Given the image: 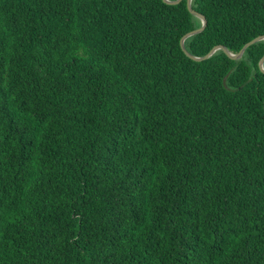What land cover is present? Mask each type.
Listing matches in <instances>:
<instances>
[{
    "label": "trees",
    "instance_id": "16d2710c",
    "mask_svg": "<svg viewBox=\"0 0 264 264\" xmlns=\"http://www.w3.org/2000/svg\"><path fill=\"white\" fill-rule=\"evenodd\" d=\"M206 55L264 0H192ZM186 0H0V264H264V39L195 60Z\"/></svg>",
    "mask_w": 264,
    "mask_h": 264
},
{
    "label": "water",
    "instance_id": "95a60500",
    "mask_svg": "<svg viewBox=\"0 0 264 264\" xmlns=\"http://www.w3.org/2000/svg\"><path fill=\"white\" fill-rule=\"evenodd\" d=\"M165 2L169 3V4H177L179 2H181L182 0H164ZM187 2V6L189 8V10L196 16L200 17L202 19V26L199 27V28H196L194 30H191L190 32L186 33L182 38H181V46H182V49L185 51V53L191 57L192 59H195V60H204V59H207L209 57H211L218 49H222L229 57L233 58V59H240L242 56H243V53L245 52V50L247 49V47H249L250 45H252L253 43H256L260 40H263L264 39V35H260L254 39H252L251 41H249L248 43H246L239 52H232L230 51L226 46L224 45H217L215 47H213L206 55L204 56H196V55H193L192 53H190L186 46H185V40L186 38L194 35V34H198V33H201L204 31V29L206 28L207 26V19L206 17L199 13L198 11H196L193 6H192V0H186ZM260 68L262 69V71H264V56L263 58L261 59L260 61Z\"/></svg>",
    "mask_w": 264,
    "mask_h": 264
}]
</instances>
